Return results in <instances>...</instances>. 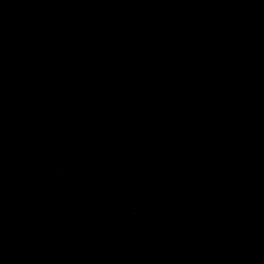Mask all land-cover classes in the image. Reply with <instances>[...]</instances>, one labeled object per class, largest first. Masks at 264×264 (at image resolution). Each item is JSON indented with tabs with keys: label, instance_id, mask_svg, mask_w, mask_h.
Wrapping results in <instances>:
<instances>
[{
	"label": "water",
	"instance_id": "1",
	"mask_svg": "<svg viewBox=\"0 0 264 264\" xmlns=\"http://www.w3.org/2000/svg\"><path fill=\"white\" fill-rule=\"evenodd\" d=\"M0 264H264V0H0Z\"/></svg>",
	"mask_w": 264,
	"mask_h": 264
}]
</instances>
